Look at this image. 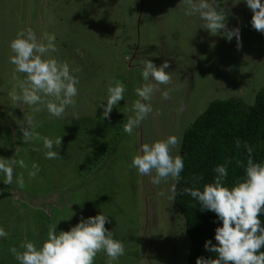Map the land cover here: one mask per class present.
Returning a JSON list of instances; mask_svg holds the SVG:
<instances>
[{"label": "rangeland", "instance_id": "rangeland-1", "mask_svg": "<svg viewBox=\"0 0 264 264\" xmlns=\"http://www.w3.org/2000/svg\"><path fill=\"white\" fill-rule=\"evenodd\" d=\"M180 2L0 0V157L27 165L14 166L11 185L0 173V227L9 234L0 238V264H19L9 249L23 251L25 241L39 248L50 226L68 231L81 218L98 214L108 216L105 227L125 246L113 264H186L189 239L171 206L173 180L153 185L151 177L130 167L131 160L144 143L170 135L181 140L211 101L234 98L251 104L264 88V33L252 28L253 13L245 0H215L226 13L227 27L240 29L239 49L235 37L229 42L223 30L210 33L199 14H188ZM28 27L38 38L55 34L58 51L45 58L78 69L72 74L79 80V94L63 119L51 116L44 105L37 113L35 106L12 99L13 90L21 91L16 78L26 76L14 72L9 45ZM146 60L157 67L167 61L165 71L172 79L160 85L151 100L153 111L129 136L123 128L135 116V89L145 83ZM115 81L126 91L106 119L101 105ZM163 91L170 99L162 98ZM28 116H34L42 137H62L60 148L53 149L62 158L46 159L41 140L23 142L20 127ZM34 163L40 171L32 178ZM21 174L23 187L17 183ZM106 261L105 253L97 254L95 264Z\"/></svg>", "mask_w": 264, "mask_h": 264}, {"label": "clouds", "instance_id": "clouds-1", "mask_svg": "<svg viewBox=\"0 0 264 264\" xmlns=\"http://www.w3.org/2000/svg\"><path fill=\"white\" fill-rule=\"evenodd\" d=\"M236 0L235 3H238ZM189 10L188 14H199L205 21L204 27L215 34L223 30V35L230 42L233 37L237 40V48L242 47L240 29H229L226 22L224 9L219 8L215 0H181ZM247 7L253 13L251 26L258 32L264 33V2L262 0H245ZM55 34H46L42 37L30 27L21 30L16 38L10 42L13 55L10 62L14 65L15 73H22L25 80L17 79L19 94L15 90L11 93L12 99L19 104L35 106L33 112H40L39 105H44L51 116L64 118L66 108L75 105V97L79 94L77 85L79 80L72 73L78 69H71L68 63L59 62L54 58H45L50 52H57ZM46 41V43H45ZM169 63L165 61L157 67L151 60L143 62L142 77L145 83L135 89L139 99L134 102V117H129L123 131L129 136L139 127L142 121L153 111L151 100L156 92H160V85L171 83V74L165 69ZM154 81V83H153ZM108 99L103 107V117L110 119L112 109L119 101L124 99L126 86L115 81L114 86H109ZM162 98L170 99L169 91H163ZM78 119V116H74ZM21 125L24 143L41 140L45 149L46 159H60V153L53 150L60 148L62 137L55 140L42 137L35 129L34 116L25 119ZM181 143L175 135H170L164 140L151 144L141 145L140 153L131 160L130 167L138 170L142 176L151 177L150 183L158 185L169 179L179 182L181 172L184 170V160L180 155H173V150ZM236 147L241 146V141H235ZM247 163L245 178L233 187L224 184L228 176L229 159L225 164L218 165L214 181L206 183L203 190L195 187H186L181 194H188L197 201L202 211H212L216 214L222 226L215 229V245L211 240L205 242V249L217 254L216 258L198 257L196 264H264V226H261L260 215L264 214V163L255 162L252 153L253 147L246 142ZM26 168L24 160L5 159L0 157V173L5 176L4 183L11 185L14 178V166ZM237 166H244L240 160ZM29 176L35 178L40 171L38 164H32ZM154 173V175H153ZM194 183L203 180V176L193 175ZM20 187L24 186L23 174L17 178ZM175 193V185L172 187ZM163 195V193H161ZM110 222L108 216L98 214L81 220L68 231H56V225L49 227L47 239L42 246L25 241L21 244L23 251L12 247L9 251L19 264H95L98 253H105L106 264H113L125 254L124 244L113 238L105 224ZM8 233L0 227V238H7Z\"/></svg>", "mask_w": 264, "mask_h": 264}, {"label": "trees", "instance_id": "trees-1", "mask_svg": "<svg viewBox=\"0 0 264 264\" xmlns=\"http://www.w3.org/2000/svg\"><path fill=\"white\" fill-rule=\"evenodd\" d=\"M239 139L241 146L236 147ZM179 144L178 155L184 160V170L179 182L173 181L175 193L172 209L181 218V223L189 239L186 264H196L198 257L216 258L215 253L204 247L207 240L215 241V229L222 226L212 211H202L197 201L188 194H181L186 187L203 190L206 183L214 181V169L229 159L226 187H233L245 178L248 153L243 147L246 142L253 147L255 162L264 163V88L257 91L253 101L244 105L234 98L211 101L205 109L184 129ZM240 160L244 166H237ZM193 175L203 176L194 183ZM264 226V214L260 215ZM264 251V249H261Z\"/></svg>", "mask_w": 264, "mask_h": 264}]
</instances>
